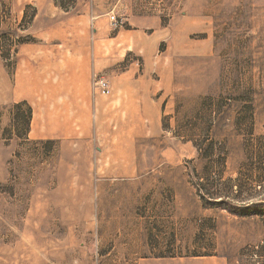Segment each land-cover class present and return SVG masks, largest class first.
Returning a JSON list of instances; mask_svg holds the SVG:
<instances>
[{
    "label": "rangeland",
    "instance_id": "rangeland-1",
    "mask_svg": "<svg viewBox=\"0 0 264 264\" xmlns=\"http://www.w3.org/2000/svg\"><path fill=\"white\" fill-rule=\"evenodd\" d=\"M93 20L83 100L23 47ZM0 264H264V0H0Z\"/></svg>",
    "mask_w": 264,
    "mask_h": 264
},
{
    "label": "crops",
    "instance_id": "crops-1",
    "mask_svg": "<svg viewBox=\"0 0 264 264\" xmlns=\"http://www.w3.org/2000/svg\"><path fill=\"white\" fill-rule=\"evenodd\" d=\"M51 8H56V12L59 11V8L56 6L52 5ZM100 11L102 12L103 9ZM74 20L82 21L79 17H74ZM100 24H102L101 21H92L93 34L90 37L81 36V34L63 36L62 38L49 36L46 38L48 41L41 42L38 45H34L33 43L27 44L23 47V54H27L25 59L38 60V65L41 69L49 64L50 68L56 70V73L59 75V81L63 83V86L70 85L74 89H79L81 91L80 97H83L82 99L85 100L91 76L90 72L92 64H95V60L110 56L115 45H119V48L127 47L130 41L125 38V33L122 32L120 34L119 32L116 35H112L109 33V30L104 31L101 29ZM80 27L75 26V33L78 32ZM44 43H48L50 46H46ZM41 88L42 85L37 83L36 89ZM58 90L64 89L55 87L51 92H55L54 95H56ZM73 99H75V95Z\"/></svg>",
    "mask_w": 264,
    "mask_h": 264
},
{
    "label": "built area",
    "instance_id": "built-area-1",
    "mask_svg": "<svg viewBox=\"0 0 264 264\" xmlns=\"http://www.w3.org/2000/svg\"><path fill=\"white\" fill-rule=\"evenodd\" d=\"M109 20L113 26H118L121 23L118 16L113 12L109 13ZM91 84L100 93H108L111 88L109 80L103 76H98L96 73L92 75Z\"/></svg>",
    "mask_w": 264,
    "mask_h": 264
},
{
    "label": "trees",
    "instance_id": "trees-1",
    "mask_svg": "<svg viewBox=\"0 0 264 264\" xmlns=\"http://www.w3.org/2000/svg\"><path fill=\"white\" fill-rule=\"evenodd\" d=\"M30 110V109H29ZM29 110H28V112H29Z\"/></svg>",
    "mask_w": 264,
    "mask_h": 264
}]
</instances>
